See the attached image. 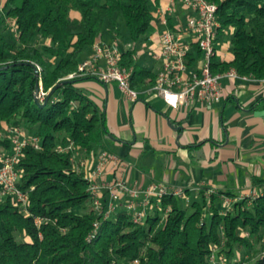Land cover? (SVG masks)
<instances>
[{
	"label": "trees",
	"instance_id": "obj_1",
	"mask_svg": "<svg viewBox=\"0 0 264 264\" xmlns=\"http://www.w3.org/2000/svg\"><path fill=\"white\" fill-rule=\"evenodd\" d=\"M156 1L0 0V133L19 129L40 140V148L25 147L16 164L27 210L11 197L0 200V264H213L214 252L226 264L243 261L244 254H254L249 264H264V192L236 196L203 188L188 204L181 197L189 190L167 193L152 200L141 225L123 201L107 217L106 196L101 209L94 206L78 158L111 154L114 135L103 109L77 85L92 78L77 76L78 65L97 41L104 42V34L118 37L121 65L132 70L131 86L139 92L153 86L157 62H145L139 52H148ZM208 1L217 6L218 39L229 35L231 50L228 60L212 58V71L234 69L263 80L264 0ZM36 67L41 102L56 84L72 80L44 106L34 97ZM69 141L73 151H55L57 143ZM10 147L0 137V152Z\"/></svg>",
	"mask_w": 264,
	"mask_h": 264
},
{
	"label": "crops",
	"instance_id": "obj_2",
	"mask_svg": "<svg viewBox=\"0 0 264 264\" xmlns=\"http://www.w3.org/2000/svg\"><path fill=\"white\" fill-rule=\"evenodd\" d=\"M167 1L157 0L154 10ZM153 26L147 50L156 46L155 21ZM111 39L107 34L101 37L106 43ZM218 40L216 57L230 59L228 43H223L222 38ZM92 53L93 50L88 57ZM139 54L145 62L147 58L153 61L142 51ZM220 83L219 101L190 102L178 108L166 105L148 90L130 100L116 82L102 83L89 78L77 85L91 93L103 109L109 133L114 135L111 152L121 159L120 172L129 185L146 187L161 183L187 189L189 193H200L206 188V193L223 190L236 196L262 194L264 79L223 77Z\"/></svg>",
	"mask_w": 264,
	"mask_h": 264
},
{
	"label": "built area",
	"instance_id": "obj_3",
	"mask_svg": "<svg viewBox=\"0 0 264 264\" xmlns=\"http://www.w3.org/2000/svg\"><path fill=\"white\" fill-rule=\"evenodd\" d=\"M180 10L184 12L183 15ZM216 11L217 6L208 0H168L155 11L157 41L155 47L148 48L147 54L159 64V68L155 84L146 90L172 108L190 102H217L222 96L221 78L247 79L234 69L220 73L212 71L211 60L216 58V45L219 43ZM130 46L127 43L125 47ZM120 50L115 41H97L92 55L78 65L77 76H90L102 83L116 82L126 98L136 100L139 91L131 86L132 70L121 65ZM191 57L195 58L193 64L189 62ZM100 61L103 65H100ZM43 95L41 91L39 97ZM0 137L8 138L11 146L8 151L0 152V200L11 197L23 210H27L29 197L17 186L21 171L16 164L25 147L40 148L39 137L27 136L24 131L12 128H8L4 136L0 133ZM73 147V141L57 143L55 151L68 153L73 151ZM79 162L86 170L88 189L95 208L101 209L103 196L108 198L104 217L115 210L117 201H123L132 214V220L141 225L153 199L167 193L182 195L181 188H170L161 183L146 187L129 185L120 172L121 159L112 153L99 151L91 160L82 157ZM108 176L111 178L108 179ZM34 220L38 224L40 219L35 217ZM210 261L213 264H226L225 258H217L215 252L211 254ZM233 264L242 262L235 261Z\"/></svg>",
	"mask_w": 264,
	"mask_h": 264
},
{
	"label": "rangeland",
	"instance_id": "obj_4",
	"mask_svg": "<svg viewBox=\"0 0 264 264\" xmlns=\"http://www.w3.org/2000/svg\"><path fill=\"white\" fill-rule=\"evenodd\" d=\"M111 40H112V41L114 40L116 43H119V44H120V39H119L118 37H113ZM222 40H223V43H228V45H230V44H229V35H226V34H225V36L222 37ZM228 50H229V52H231L230 47L228 48ZM146 62H151V61L147 58ZM5 132H7V130H5ZM5 132L2 133L3 136H4ZM81 158H82V157H81ZM150 160H151V159H150ZM150 160H149V161H150ZM78 162H79V158H78ZM79 163H80V162H79ZM139 164H140V163H139ZM148 167H149V166H148ZM252 194H253V193H252ZM199 197H200V193H195V191H193L192 193H189L187 197H181V200H182L183 203L188 204L189 202L193 201L194 199H195V200H196V199H199ZM222 205H223V201H222V200L216 202V206H217L218 208H221ZM208 209H209V208H205L206 213H207V215L209 216L210 213H211V211L208 210ZM241 254H242V252H240V257H241ZM253 257H254V254H251L250 256H247V255L244 254V256H243L244 260L241 261L242 264H249V261L251 262V260H253Z\"/></svg>",
	"mask_w": 264,
	"mask_h": 264
},
{
	"label": "water",
	"instance_id": "obj_5",
	"mask_svg": "<svg viewBox=\"0 0 264 264\" xmlns=\"http://www.w3.org/2000/svg\"><path fill=\"white\" fill-rule=\"evenodd\" d=\"M38 67H36L35 68V77H36V79H37V84H36V87H35V91H34V97H35V101H36V103L37 104H39L40 106H44L46 103H47V101H48V99H49V97L51 96V94L58 88V87H60L63 83H66L67 81L68 82H71L72 80H64L63 82H60V83H58V84H56L53 88H51L50 90H49V92L47 93V95H46V98H45V100L43 101V102H41V100H40V97H39V93H40V82H39V80H38V75H39V73H38V69H37Z\"/></svg>",
	"mask_w": 264,
	"mask_h": 264
}]
</instances>
